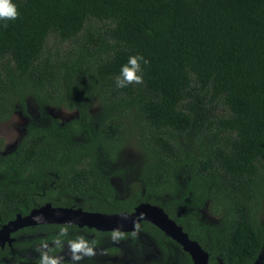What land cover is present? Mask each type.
I'll return each instance as SVG.
<instances>
[{"label": "trees", "instance_id": "obj_1", "mask_svg": "<svg viewBox=\"0 0 264 264\" xmlns=\"http://www.w3.org/2000/svg\"><path fill=\"white\" fill-rule=\"evenodd\" d=\"M14 2L18 17L0 21V121L29 98L76 114L32 118L17 146L0 151V227L48 202L104 213L149 202L202 244L209 264H256L264 250V0ZM135 54L148 60L142 83L117 88ZM131 144L142 162L130 170L121 159ZM205 207L216 221L203 218ZM13 235L0 264L44 256L94 264L56 255L81 238L93 249L111 239L140 244L141 235L159 251L146 264H193L149 221L136 232L49 223Z\"/></svg>", "mask_w": 264, "mask_h": 264}, {"label": "water", "instance_id": "obj_2", "mask_svg": "<svg viewBox=\"0 0 264 264\" xmlns=\"http://www.w3.org/2000/svg\"><path fill=\"white\" fill-rule=\"evenodd\" d=\"M143 221H149L159 227L164 233L178 242L186 251L193 264H209L210 253L202 244L192 239L183 226L172 218L166 210L156 204L141 202L132 212L104 213L88 211L81 207L54 206L48 202L31 210L27 215L17 214L0 227V249L12 245L16 241L13 235L25 227L40 224L77 225L80 228H95L99 231L136 232L137 226ZM259 259L256 261L258 263Z\"/></svg>", "mask_w": 264, "mask_h": 264}, {"label": "rangeland", "instance_id": "obj_3", "mask_svg": "<svg viewBox=\"0 0 264 264\" xmlns=\"http://www.w3.org/2000/svg\"><path fill=\"white\" fill-rule=\"evenodd\" d=\"M17 107L19 108L9 119L0 121V151L2 153H7L17 146L26 131V126L32 118L41 121L48 115H51L61 122H66L76 114L75 111L69 110L66 107L49 105L41 107L33 98H29L26 110L21 106ZM42 108L44 109L42 110ZM141 162L142 155L137 145L131 144L122 154L121 163L130 170L134 169V166ZM132 172V176L135 177L136 172L134 170ZM130 179V176L127 177L125 182H129L128 180ZM113 182L118 189L122 187L121 179L116 178ZM121 192H125V190L122 189ZM202 216L211 222L217 220V217L210 212L208 207L202 209ZM261 218L264 222V202ZM139 239L140 244L129 240L116 241L111 239L109 244L93 248L90 252L84 250L74 251L71 244H64L62 251L56 257L59 261L89 259L98 264H145L155 259L159 255V251L151 237L141 235ZM110 246L118 247L119 252L116 253L114 250H111ZM172 264H180V262L173 260ZM257 264H264V250Z\"/></svg>", "mask_w": 264, "mask_h": 264}, {"label": "clouds", "instance_id": "obj_4", "mask_svg": "<svg viewBox=\"0 0 264 264\" xmlns=\"http://www.w3.org/2000/svg\"><path fill=\"white\" fill-rule=\"evenodd\" d=\"M19 13L17 5L14 0H0V21L15 20ZM143 65L148 64V60L141 54L130 55L126 61L120 67L119 74L115 77V86L117 88H124L129 84H140L143 81ZM72 249L74 251H88L87 242L82 238L72 243ZM41 264H56V261L44 256L41 260Z\"/></svg>", "mask_w": 264, "mask_h": 264}, {"label": "flooded vegetation", "instance_id": "obj_5", "mask_svg": "<svg viewBox=\"0 0 264 264\" xmlns=\"http://www.w3.org/2000/svg\"><path fill=\"white\" fill-rule=\"evenodd\" d=\"M57 255H58V254H57ZM57 255H56V256H57ZM56 258H57V257H56ZM57 259H58V258H57ZM66 260H67V259H66ZM69 261H70L71 263H72V262H80V261H85V262H86V261H90V262H92V263H94V264H98V263L94 262L93 260H89V259H86V260H69ZM145 264H146V263H145Z\"/></svg>", "mask_w": 264, "mask_h": 264}]
</instances>
